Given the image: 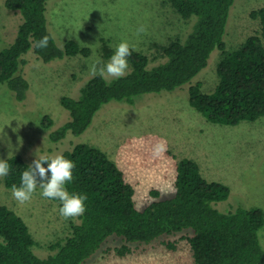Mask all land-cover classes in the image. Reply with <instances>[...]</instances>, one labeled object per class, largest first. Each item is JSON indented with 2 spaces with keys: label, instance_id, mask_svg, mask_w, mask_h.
<instances>
[{
  "label": "rangeland",
  "instance_id": "1",
  "mask_svg": "<svg viewBox=\"0 0 264 264\" xmlns=\"http://www.w3.org/2000/svg\"><path fill=\"white\" fill-rule=\"evenodd\" d=\"M261 6L264 0H234L226 22L225 49H214L206 67L191 81L173 90L144 93L133 104L110 101L83 133L68 132L54 142L49 133L70 117L60 97L78 96L81 85L92 76L89 66L93 62H107L116 45L127 41L148 56V66L156 65L165 60L161 47L172 38H184L193 19L182 18L169 0H47V26L56 44L63 48L71 39L89 47L90 54L48 62L32 48L23 54L21 72L29 82L25 99L15 100L7 85L0 83V160L19 154L32 162L77 143L95 145L123 170L134 187L135 205L142 209L156 199L153 190L159 192L157 198L174 194L176 163L188 157L198 163L206 179L229 187L228 197L213 202L214 207L221 211L259 207L264 212V115L236 125L211 123L189 104L188 93L196 82L203 92L214 89L219 60L260 31L259 19L250 13ZM21 19L19 11L8 9L0 0V50L13 41ZM141 25L145 31L137 34ZM106 49L111 50L108 56ZM128 65L129 71V61ZM44 115L53 120L48 128L41 126ZM158 141L165 142L166 151L153 157L151 148ZM41 191L37 187L31 200L21 204L0 178V205L23 218L35 240L33 251L45 257L52 252L49 245L69 235L79 217H62L59 201L42 197ZM189 229L150 243H126L129 252L124 254L119 250L125 242L112 235L83 264H196L185 238L191 234ZM259 236L264 249V226Z\"/></svg>",
  "mask_w": 264,
  "mask_h": 264
},
{
  "label": "trees",
  "instance_id": "2",
  "mask_svg": "<svg viewBox=\"0 0 264 264\" xmlns=\"http://www.w3.org/2000/svg\"><path fill=\"white\" fill-rule=\"evenodd\" d=\"M184 19H193L184 38H172L161 47L165 60L148 66V56L130 47L128 74L119 79L89 77L79 88L78 96L63 95L61 105L69 119L49 133L56 142L68 132L83 133L96 112L110 101L133 104L144 93L173 90L191 81L204 67L214 49L224 50V33L229 9L234 0H169ZM47 0H4L8 9L21 14L13 41L0 50V83H5L14 99L22 101L29 87L21 72L22 57L29 49L44 62L64 56H88L90 48L69 39L59 47L47 26ZM260 21V31L249 35L236 49L217 63L218 82L211 92L201 84L189 86V104L211 123L236 125L264 115V6L250 13ZM49 37L44 49L34 42ZM111 50L106 49L108 56ZM52 118L44 115L41 126L48 128ZM75 164L73 179L66 184L69 193L86 195V211L63 239L49 245L45 257L33 251L35 240L26 222L14 210L0 205V264H83L109 236L120 237L125 244L119 250L129 252L126 243H150L159 237L181 232L185 235L196 264H264V249L259 231L264 226V212L259 207L238 206L221 211L213 202L228 197L229 187L208 180L191 158L176 163L175 192L157 198L139 209L133 199L134 187L122 169L101 148L77 143L61 152ZM9 174L4 185H20L23 171L32 162L14 154L6 159ZM47 168V164L43 165ZM50 178V173L47 174ZM39 182V177H37ZM189 229V230H190ZM166 244L174 248L172 242Z\"/></svg>",
  "mask_w": 264,
  "mask_h": 264
},
{
  "label": "clouds",
  "instance_id": "3",
  "mask_svg": "<svg viewBox=\"0 0 264 264\" xmlns=\"http://www.w3.org/2000/svg\"><path fill=\"white\" fill-rule=\"evenodd\" d=\"M144 26L137 29V34L144 32ZM49 37H41L34 42V48L44 49L48 46ZM82 44V43H81ZM131 55L130 45L127 41H121L115 47L114 53L105 63L95 61L89 66L90 74L95 77H112L119 79L128 74L127 57ZM166 151V144L158 141L151 148L153 157H159ZM47 164V168L43 165ZM73 161L65 158L62 154L41 155L36 157L32 163L23 171L20 177V185L13 184L11 193L13 198L23 204L31 200L33 193L39 187L42 191L40 195L44 198L59 201V214L67 218L79 217L86 211V195L78 193H69L66 184L73 179ZM10 166L6 160H0V178L9 174ZM50 173V178L47 175ZM39 177V183L37 181Z\"/></svg>",
  "mask_w": 264,
  "mask_h": 264
}]
</instances>
